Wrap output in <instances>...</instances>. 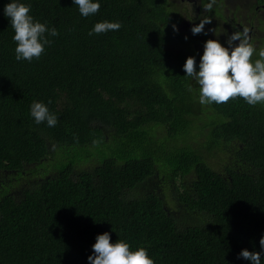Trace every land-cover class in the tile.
Instances as JSON below:
<instances>
[{"label":"trees","instance_id":"1","mask_svg":"<svg viewBox=\"0 0 264 264\" xmlns=\"http://www.w3.org/2000/svg\"><path fill=\"white\" fill-rule=\"evenodd\" d=\"M9 2L0 0V175L20 180L28 166L44 165L51 145L89 154L23 189L0 190V264H89L104 232L133 250L146 247L155 264H251L238 254L261 251L264 236V104H201L183 68L194 56L198 70L201 56L178 27L226 21L224 0L211 12L200 0L202 15L172 8L173 0H102L87 18L73 0H23L59 30L31 62L15 59ZM251 15L255 32L231 24L260 49L264 8ZM102 20L123 26L90 36ZM33 100L58 116L56 126L34 122ZM96 148L118 155L98 161ZM93 160L97 166L77 173ZM174 194L190 214H174Z\"/></svg>","mask_w":264,"mask_h":264},{"label":"clouds","instance_id":"2","mask_svg":"<svg viewBox=\"0 0 264 264\" xmlns=\"http://www.w3.org/2000/svg\"><path fill=\"white\" fill-rule=\"evenodd\" d=\"M215 3L216 0H208L202 7L211 12ZM73 5L78 7L81 16L87 18L99 13L102 0H73ZM31 10V3L23 0H11L4 7V14L14 30L12 39L16 44L17 61L38 59L45 47L53 43L50 37L59 35L55 26L49 27L47 22H41ZM210 22L211 19H206L194 25L193 35L203 32L205 24ZM122 26L120 21L102 20L96 22L88 34L118 31ZM174 29L178 31L176 26ZM210 31L215 32L214 29ZM195 52L201 56L198 70L194 56L187 58L183 68L185 77L194 79L199 85L198 99L201 104L226 103L230 98L238 97L252 106L264 104V47L256 48L247 29L233 32L227 39V46L219 39H208L204 48H197ZM30 116L38 125L46 122L48 127H54L58 123V116L43 101L33 100ZM260 247L259 252L243 249L238 258L251 261V264H264V236L260 238ZM92 249V254L88 256L89 264H155L146 247L133 250L124 239L112 242L110 232L98 234Z\"/></svg>","mask_w":264,"mask_h":264},{"label":"rangeland","instance_id":"3","mask_svg":"<svg viewBox=\"0 0 264 264\" xmlns=\"http://www.w3.org/2000/svg\"><path fill=\"white\" fill-rule=\"evenodd\" d=\"M173 4H172V8H178L180 11L184 10L185 7L192 9V7H194L193 5H199L200 4V0H173ZM222 25H224V23L222 22ZM192 26L191 22H185V27L190 28ZM264 35L263 32L259 33L258 37H262ZM210 119V117H208ZM207 117L205 118L206 120L208 119ZM167 136V132L164 130V132L161 133V137H166ZM108 143H111V139L108 138ZM52 143H50L49 145H51ZM113 144V142L111 143ZM110 145V144H109ZM113 148V147H112ZM84 154L79 155L78 153L75 154L74 152L69 153L67 150L65 149H60L58 145H51L50 146V155L44 160V165L40 166V164L35 165H30L28 166L23 175L21 176L20 180H15V175L13 176V173H10L11 176H5V175H0V190L3 191L4 189H9L11 187L16 188V190H20L23 189L24 187H22L24 184L28 183V182H32L35 178H37L38 176L42 177V179H46L47 177H50L51 175H53L54 173H56L57 171L54 170L56 168H63L66 167L70 164H75V162H79L81 161L80 159L84 158L87 154H89V151L84 152ZM93 155L95 158H97L98 161H102V159L107 158V157H115L118 155V153L112 149L107 150H101L96 148L95 151L93 152ZM218 160L217 159H211L210 163L211 166L213 168H215L218 164ZM95 166H97V164L95 163V161L93 160L92 162H88V163H84V164H77L76 165V170L77 173L83 170H92V168H94ZM36 168V169H35ZM35 169V171H34ZM35 172V174H32V172ZM39 173V174H36ZM18 177V176H17ZM27 187V186H25ZM175 198H171L170 200H168V206L171 207L172 211H174V214L177 215L178 214H183L187 212V209L185 207H180L179 203L177 202V197L174 194ZM187 213H191V211L189 210ZM195 214V213H194ZM193 215V214H192Z\"/></svg>","mask_w":264,"mask_h":264},{"label":"flooded vegetation","instance_id":"4","mask_svg":"<svg viewBox=\"0 0 264 264\" xmlns=\"http://www.w3.org/2000/svg\"><path fill=\"white\" fill-rule=\"evenodd\" d=\"M224 3L226 5L225 12H226V21L228 23H224L222 25L221 23H213L214 21L205 24V29L203 32L193 35L192 28L194 25H198L202 20H206L204 17L200 18L199 20L195 19H188L185 22H191L192 26L190 28L185 27V22H182L180 26H178L180 29H182L186 36L191 39L194 43L195 49L197 48H204V44L208 39H219L222 44L227 46V39L228 37L235 31H242L244 28L239 27V25H232V22H237L239 24L243 23L246 26H250L252 32H255V27L259 24L257 20L255 19V23L251 22L253 20V16L251 15L253 9H258L263 7L264 8V0H224ZM227 4H231L229 7ZM200 5V4H199ZM199 5H193L197 8L198 14H204V12H201V9ZM193 7V8H194ZM217 21H220L219 19ZM212 23V25H211ZM220 27L219 29L215 27ZM210 29H214V31H210ZM262 30L260 29L258 34L261 33ZM207 33V34H205ZM249 38L251 42L255 44L254 38L252 35L248 32ZM43 180V179H42Z\"/></svg>","mask_w":264,"mask_h":264}]
</instances>
